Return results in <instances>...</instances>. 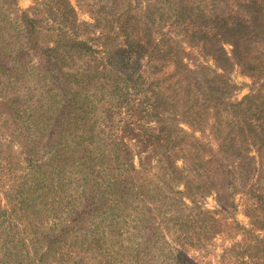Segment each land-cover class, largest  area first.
<instances>
[{"label":"rangeland","instance_id":"rangeland-1","mask_svg":"<svg viewBox=\"0 0 264 264\" xmlns=\"http://www.w3.org/2000/svg\"><path fill=\"white\" fill-rule=\"evenodd\" d=\"M217 1L222 0H186V3L195 2V5L205 8L208 16H211L209 10ZM172 3L168 0H70L75 16L77 15L76 25L82 39H90L95 45L105 42L107 37L126 40L121 31L122 25L130 28L137 25L134 27L135 31L139 30L143 34L146 29L144 21H147L150 26L152 25L153 36L163 41L165 45L178 47L184 64L196 70L199 76L202 74L214 78L219 73L224 74L227 78L225 80L230 83L227 90H224L227 91L225 96L228 101H239L245 95L256 92L264 78L253 79L238 66L229 69L218 67L212 57L204 54L200 45L189 42L184 26L175 23V14L173 12V16H170L172 11L169 9L171 6L177 9V5L175 2ZM226 3L227 1L220 4L219 10H227V7L233 9L232 2ZM12 9H8L12 17L26 12L37 20L36 36L43 45L53 46L61 34L64 32L71 34V30H68V26H72L70 21L62 16L54 2L17 0ZM163 12L166 14L165 17L162 15ZM161 19L166 21L159 25ZM137 22L141 24L138 25ZM257 38L260 37H256L253 53L264 61V42ZM141 39L144 40V37ZM225 48L232 53V44L226 43ZM41 60L35 55L28 57V65L19 71L18 79L10 86L6 77L0 76V264H35L40 259L37 250L43 245L40 244V238L45 233L42 236L41 234L48 228L60 231L70 225L75 213L84 208L85 201L91 194L89 190H85L87 187L84 172L78 152H74L73 147L63 155L61 161L57 163L51 161L58 147L51 139L54 133L56 135L60 131L55 125L62 119L66 103L60 97H56L53 102L56 105L59 102L58 107L49 110L47 90L50 86H45L40 70L34 69ZM89 61L90 59L86 58L72 67L81 69ZM93 63L97 64L99 69L114 68L113 61L107 56L106 59H102L101 55V58ZM143 64L134 65L129 73L138 75L144 69ZM122 68L123 62L118 70L121 71ZM93 81L94 84L89 86L87 91L94 102L92 108L96 110L92 109V120L86 126L87 129L92 128L94 135H100L102 147L108 154L111 153V140L109 143L105 142L108 136L114 134L132 136L126 137L125 141L137 169L141 170V179L138 183L142 184L145 179L152 191L148 199H144L140 194V197L137 194L133 195L135 193L133 191L122 201L119 208L108 215L104 223H100L98 218L91 217L77 224L75 232H71V235L82 234V243L87 244L89 242L86 241L87 236L90 239L96 230L101 232V252L99 247L90 248L86 245L83 261L78 258L72 261L65 258L64 262L101 264V261L105 260L109 261L107 264H223L222 254L232 247L234 240L232 238L234 216L232 217L231 210L226 207L227 197L216 190L210 192L203 182L198 184L201 186L200 192L193 189L189 192L190 196L183 195L179 191H186L185 180L180 183L172 181L171 184L168 178L164 177L163 169L165 150L179 151L182 147L192 149L208 144L213 149L206 152L204 157L207 159L217 153L219 142L210 136L211 127H207L204 137L200 131L190 135L191 128L181 117L174 118L172 115L174 112L170 110L164 112L163 121L155 114H149L144 110V107H147L143 103L146 101L145 94H133L130 102L122 101L123 98L119 96V101L114 98L112 106H109L106 100L112 97V93L109 90L104 91L103 83L97 82L96 79ZM170 85L171 82L168 80L157 87V91L164 95L166 102H169L167 98L171 93ZM14 98H17V104L14 103L12 109H21L22 113L10 116L12 109L9 107ZM165 124L170 129L167 134L165 131L162 135L166 140L163 141L164 146L160 148L154 143L156 140L154 135L157 133L152 131L156 132L154 127L164 128ZM71 126L73 127L63 128L64 132L67 131L64 141H73L74 144L82 130L78 125ZM150 127H153L152 131ZM172 127H180L187 132L178 133L172 130ZM135 130L138 136H133ZM250 157L254 158L251 161L252 167H264V159L256 151H252ZM184 164L185 160L177 157L178 167L183 169ZM234 164L229 163L223 168V172L224 175L231 173L233 179L229 178L228 182H234L239 187L240 181L235 174L237 170ZM184 172L186 177L187 172ZM122 177L125 179L124 175ZM40 183L46 188L44 192ZM100 183L101 186H106L104 176ZM217 183L221 185L223 182ZM229 190H232L231 186ZM42 194L46 195L48 204L38 206L36 214L34 211L33 215L27 214L20 206L24 201L33 209L34 202H40ZM235 202L238 205L235 211L236 218L251 228V220L246 212L251 202L242 193H236ZM207 210L218 219L216 223H211V216L204 212ZM179 217L193 222V226L183 229L188 243L187 252L183 250L180 242ZM79 225L82 226L81 229ZM185 239L182 238V242ZM5 247L13 253L12 257L6 253ZM52 261L53 257L46 258L43 264H51Z\"/></svg>","mask_w":264,"mask_h":264},{"label":"trees","instance_id":"trees-1","mask_svg":"<svg viewBox=\"0 0 264 264\" xmlns=\"http://www.w3.org/2000/svg\"><path fill=\"white\" fill-rule=\"evenodd\" d=\"M168 1L176 3L177 9L174 6L169 9L172 11L170 16H173L174 12L175 23L184 26L189 42L200 45L204 54L212 57L218 67L229 69L238 66L253 79L264 78V61L253 53L256 37L259 36L257 39L264 42V0L217 1L209 10L211 16H208L205 8L195 5V2L189 4L186 0ZM226 1V4L233 3V9L227 7V10H219L218 6ZM16 2L17 0H0V76L6 77L10 86L18 79L19 71L28 65V57L35 55L42 59L34 69L40 70L45 86H50L47 90L49 110L58 107L59 102L57 105L54 103L56 97H60L66 103L63 117L55 125L60 131L56 135L54 133L51 139L58 144L51 161L53 163L61 161L63 155L73 147L75 149L73 151L78 152L84 172L87 187L85 190L91 193L85 201L84 208L75 213L70 225L60 231L48 228L41 234L42 236L45 233L40 238V244L43 245L37 250L40 259L35 264H43L46 258L51 257H53L51 264H66L65 258H70L71 261L78 258L83 261L86 245L90 248L99 247L101 252V232L96 230L90 239L87 236L86 241L89 240L87 244L82 243V234L71 235V232H75L76 225L91 217L98 218L100 223H104L108 215L119 208L122 201L133 191H135L133 195L137 194L138 197L142 195L144 199H148L152 191L145 179L142 184L138 183L141 179V170L137 169L125 141L126 137L132 136L126 134L108 136L105 141L109 143L111 140V153L108 154L102 147L100 135H94L92 128V131L87 129L86 126L92 120V109L96 110L92 108L94 102L87 91L89 86L94 84L93 79L105 85L104 91L109 90L112 93V97L106 100L109 106H112L114 98L119 101V96L123 98L122 101L130 102L133 94H145L146 101L143 103L147 107H144V110L149 114H155L160 120L165 121L162 114L170 110L174 112L172 114L174 118L181 117L191 128L190 135L200 131L204 137L207 127H211L210 136L219 142L217 153L206 159L204 154L213 149L208 144L192 149L182 147L179 151L165 150L164 177H167L171 184L172 181L180 183L185 180L186 191L179 192L186 196H190L189 192L193 189L200 192L201 186L198 184L203 182L210 192L216 190L227 197L226 207L231 210L232 217L234 216L232 223L234 240L232 247L227 248L228 250L222 254L223 264H264V167H252L251 161L254 158L250 157V153L256 151L264 159V90H262L264 81L256 92L245 95L239 101H228L225 96L227 91L224 90L230 83L225 80L227 78L224 74L219 73L211 78L199 73L200 77L196 70L184 64L178 47L165 45L163 41L153 36L152 25L150 26L147 21H144L146 29L143 34L139 30L135 31L134 27L137 25L133 28L122 25L121 31L126 40L107 37L105 42L95 45L90 39L80 38L76 25L77 15L75 16L70 0H48L55 3L62 16L70 21L72 26H68L71 34L64 32L53 46H46L36 36V19L31 18L26 12L16 14L14 17L10 15L8 9H12ZM226 13L228 15H225ZM162 15L166 16L164 12ZM163 21L166 19L159 20V25ZM226 43L232 44L231 54L225 48ZM101 55L102 59H106L107 56L113 61V69L105 67L99 69V66L93 63L97 62ZM86 58L90 61L81 69L72 67ZM122 62L123 68L119 71ZM142 63L144 69L138 75L129 73L134 65ZM65 67L70 69L66 70ZM168 80L171 82V93L167 98L169 102H166L164 101L166 98L157 91V87ZM14 103L17 104V98L13 99L10 109ZM169 106L171 107L168 109ZM21 113V109L15 108L9 114L16 116ZM71 124L78 125L82 130L74 144L73 141H64L67 131L64 132L63 128L73 127ZM154 128L156 132L150 127L152 133H157L154 135L156 136L154 143L161 148L164 146L163 141L166 140L162 135L165 131L167 134L170 128L167 124L162 129ZM172 130L178 133L187 132L180 127H172ZM138 135L136 130L133 131V136ZM177 157L185 160L183 169L178 167ZM231 162L235 163L234 167L237 170L235 174L240 181V188L234 182H228L229 178L233 179L231 173L224 175L223 168ZM184 171L187 172L186 177ZM103 176L106 186H101L100 183ZM217 181L223 183L220 185ZM41 186L44 192L46 188L43 184ZM230 186L232 190L228 191ZM236 193H242L251 202L246 210L251 220V228L236 218L235 211L238 208L235 202ZM45 204H48V201L46 195L42 194L40 202H34L33 209L24 201L20 206L27 214L33 215V211L37 213L38 206ZM204 212L211 216V223L217 222L218 219L212 216L211 211ZM179 219L180 242L183 250L187 252L188 243L183 229L193 226V222L183 217ZM79 228L82 226L79 225ZM84 236L86 237V234ZM238 236H241L240 239H237ZM182 238L185 239L184 242ZM5 251L10 257L13 256L7 247ZM107 262L109 261L104 260L101 264Z\"/></svg>","mask_w":264,"mask_h":264}]
</instances>
